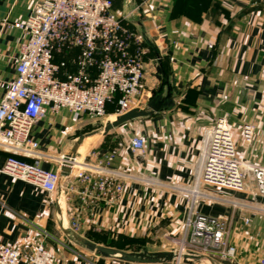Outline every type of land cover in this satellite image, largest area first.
I'll return each instance as SVG.
<instances>
[{
	"label": "crops",
	"instance_id": "obj_1",
	"mask_svg": "<svg viewBox=\"0 0 264 264\" xmlns=\"http://www.w3.org/2000/svg\"><path fill=\"white\" fill-rule=\"evenodd\" d=\"M36 2L0 0V101L6 82L15 76L13 58L23 38L14 24L26 19ZM113 3L118 14L142 3L130 23L142 38L145 64L136 107L165 103L169 88L174 104L105 134H84V116L66 109L39 119L32 137L40 144L37 152L44 169L60 171L61 157L76 153L72 175L62 176L53 195L3 172L9 155L35 158L0 146V241L18 248L23 260L43 241L56 254L57 264H174L103 256L86 249L78 238L122 250L140 247L134 252L175 251L193 209L230 219L229 240L237 255L223 263L264 264V220L257 217L264 213V197L252 178L247 190L237 195L197 184L208 133L220 117L232 130L238 156L264 165V0ZM114 108L109 106L104 125L116 118ZM245 124L254 129L251 143L243 140ZM81 134L86 137L78 147ZM135 136L143 138L144 153L132 149ZM108 155L114 156L111 162ZM82 166L93 171L101 166L124 191L118 196L87 192L75 176ZM245 216L259 222L245 227L240 221Z\"/></svg>",
	"mask_w": 264,
	"mask_h": 264
},
{
	"label": "built area",
	"instance_id": "obj_2",
	"mask_svg": "<svg viewBox=\"0 0 264 264\" xmlns=\"http://www.w3.org/2000/svg\"><path fill=\"white\" fill-rule=\"evenodd\" d=\"M142 3L118 14L113 0H37L31 13L14 24L23 33L14 56L15 76L5 84L0 101V146L14 153L34 156L26 161L6 158L3 172L40 186L49 195L58 192L62 176L72 175L76 157L63 155L60 171L46 170L38 156L39 142L32 137L35 123L48 114L66 109L77 115L106 118L120 115L139 104L144 77L142 38L130 24ZM253 126H243V139L251 143ZM134 151L144 153L140 136L130 140ZM107 156V162L113 160ZM62 171L61 168L68 167ZM83 166L76 173L85 189L104 195H120L123 184ZM252 178L264 197V165L245 163L238 156L232 130L224 117L208 133L201 155L197 184L246 191ZM251 224L249 216L243 217ZM73 230L78 229L73 223ZM230 219L191 210L184 235L175 251H194L221 261H232L237 247L229 240ZM264 263V260H263ZM0 264H57L56 254L41 241L23 260L18 248L0 241Z\"/></svg>",
	"mask_w": 264,
	"mask_h": 264
},
{
	"label": "water",
	"instance_id": "obj_3",
	"mask_svg": "<svg viewBox=\"0 0 264 264\" xmlns=\"http://www.w3.org/2000/svg\"><path fill=\"white\" fill-rule=\"evenodd\" d=\"M170 90L171 89L169 88V92L167 93V99L165 103L158 104L152 101L149 103L148 107L146 108L134 107L123 114L117 115L113 121H108L104 125V129L102 133L105 134L109 132L111 129L118 127L119 125L124 124L125 122H128L138 117L151 115L152 113L163 109L165 106L173 105L174 101L172 99ZM153 94L155 95L156 93L153 92ZM85 137L86 136L84 134H81L79 136V139L77 141L78 147L82 144ZM70 156L76 157V153H72L70 154ZM69 167L70 165L68 167H63V168L66 169ZM78 239L82 243V245L90 251H94L97 254L103 256L118 257L119 259L128 262L157 263L166 260H171L174 262V264H179L180 262H184L188 264H225L222 261L210 255L194 252V251H185V252L158 251L154 253H149L146 251L134 252V251H125V250L117 249L115 247L106 246L103 244H98L96 242L81 237H79Z\"/></svg>",
	"mask_w": 264,
	"mask_h": 264
},
{
	"label": "rangeland",
	"instance_id": "obj_4",
	"mask_svg": "<svg viewBox=\"0 0 264 264\" xmlns=\"http://www.w3.org/2000/svg\"><path fill=\"white\" fill-rule=\"evenodd\" d=\"M141 108H145V107H141ZM83 116H84V118L87 121L86 124H85V127H84V134H88L90 132H92V133H96V132L101 133L103 131V129H104V124H103L104 118H97V117H93V116H90V115H83ZM245 163L246 162H244V164ZM205 186H207L208 188H213V187H216L217 188V186L209 185V184H205ZM220 189L221 190H224L225 192L227 191V192H230V193H233V194H236V195L239 193V191H235V190H231V189H226V188H220ZM250 202H252V203L254 202L253 204H255V203H258L259 204V201H255L254 199H252ZM256 215H258V214H256ZM257 217L259 219H263L264 220V213H262V215H259ZM257 217H254V216L251 217L250 216V218H251L250 227H252L254 224H256L257 222H259V220H257ZM240 221H241V224H243L242 219ZM243 226L249 227V226H247L245 224H243ZM262 227L264 229V221H263ZM263 239H264V234H263ZM120 245L121 246H124V243L121 242ZM111 246H113V245H111ZM123 248H124L123 250H125V251H135V250H139L140 247H138V246H126V247H123ZM224 262H230V261L225 260Z\"/></svg>",
	"mask_w": 264,
	"mask_h": 264
},
{
	"label": "trees",
	"instance_id": "obj_5",
	"mask_svg": "<svg viewBox=\"0 0 264 264\" xmlns=\"http://www.w3.org/2000/svg\"><path fill=\"white\" fill-rule=\"evenodd\" d=\"M117 249H119V248H117ZM122 250V249H121Z\"/></svg>",
	"mask_w": 264,
	"mask_h": 264
}]
</instances>
